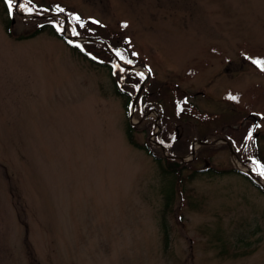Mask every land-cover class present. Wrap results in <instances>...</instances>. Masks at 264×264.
Returning a JSON list of instances; mask_svg holds the SVG:
<instances>
[{"label":"rangeland","instance_id":"374dc122","mask_svg":"<svg viewBox=\"0 0 264 264\" xmlns=\"http://www.w3.org/2000/svg\"><path fill=\"white\" fill-rule=\"evenodd\" d=\"M6 4L0 264H264V192L233 170L264 188V0ZM16 14L74 44L127 45L133 63L118 67L146 76L137 94L132 74L115 75L129 116L106 67ZM81 50L109 64L102 48ZM127 124L183 163L173 185Z\"/></svg>","mask_w":264,"mask_h":264},{"label":"trees","instance_id":"16d2710c","mask_svg":"<svg viewBox=\"0 0 264 264\" xmlns=\"http://www.w3.org/2000/svg\"><path fill=\"white\" fill-rule=\"evenodd\" d=\"M3 1H6V0H0V2H3ZM3 8H4V13H7L8 12L7 10H9V7L7 6V4H6V7H3ZM16 18H18V20L23 22V23L30 24L33 27L36 26L35 34L39 33V32H42V31H45V28H47V30H50L49 33H51L52 36H54V37L58 38L59 40L63 41L65 43V45L67 47H69L71 49V51L74 54H77L80 58L92 63L93 65L106 67L108 69V71H109L110 77L112 78V82H113L114 87H115V94L117 96H122V97H124L126 99L125 100L126 114H127V116H129V111H130L129 107L131 106L129 104L132 102L133 98L130 97V95L128 93L120 91L119 86L117 84L118 80H117L115 75L121 76V74H123L124 78H125L128 75L132 74L134 79L136 80L135 86H137L138 89L142 85V83L145 82V80H146V76L145 75H143L142 73L141 74L135 73L132 70H124V69H121L120 67H118L117 60L114 57H112L110 52L103 45L102 46H100V45L96 46L93 43H89V44L82 43V45L81 44L72 43V41H70L69 39L64 37L63 33H58L55 29H53L51 20H47L45 22H43L44 21L43 20V21H40L39 23L36 24L37 20H39L41 18L38 19L36 17V18L30 19V17L28 18V17L17 16V14H16V17H15V20H16ZM12 21L8 22L7 26H6V31L9 34H10L9 27H10ZM62 23H64V22L62 21ZM79 38H85V37H79ZM89 38H91V37H89ZM95 39H97V38H95ZM98 40H100V39H98ZM101 41H104V40H101ZM105 43H107V45L110 48V50L112 51V53H114L115 56L120 61L133 63V62L130 61V53H129V49H128L127 45H125L124 43H120V45L114 46V45H112L109 42L105 41ZM83 46L88 47V48L89 47H94V48H99L100 47V48H102L103 52L108 56L109 64L108 63H99L94 58L90 57V55H88L83 50H81ZM134 64H136V63H134ZM145 97H146V95H145ZM142 98H144V95L142 96ZM149 124L150 125H148L147 127L149 128V132L152 133V130L154 128L153 126H155V125H154V123H149ZM133 130H134V127L132 125H130V124H127L126 134H127V139H128L129 144L131 146H133L134 148L143 151L146 155L152 157L153 160L156 163H158V165L161 167L162 174H164L165 176H168L170 181H171V184L173 185L174 179L177 178V177H181L180 176L181 175V171L185 170L186 167L183 166V163H181V161H179L177 159H174L175 156H174V153H172V152L171 153L173 154V156L170 154V157L164 158L162 149H158V148L153 147V146H151L149 144H145V145L138 144L134 140V138L132 136ZM159 140H160V138H159ZM174 140H175V136L172 135V138H169L166 141L162 140V143H163L164 146L165 145H169V148H170L172 146V143H173ZM191 145H190V149H191ZM163 149L166 150L165 147H163ZM248 149H250V148L247 147L243 151V154ZM251 156L252 155H249L248 157H251ZM252 157L255 158L254 155ZM233 170H234L235 173H237L239 175H242L246 179L250 180L246 175L242 174L237 169H233ZM201 173H205V172L201 171ZM196 174H197V172H192L191 175L193 176V175H196ZM250 182H252V181L250 180ZM252 184L254 186H256L253 182H252ZM172 188H173V186H172ZM172 196L170 198L166 199V201L167 202L170 201Z\"/></svg>","mask_w":264,"mask_h":264},{"label":"water","instance_id":"95a60500","mask_svg":"<svg viewBox=\"0 0 264 264\" xmlns=\"http://www.w3.org/2000/svg\"><path fill=\"white\" fill-rule=\"evenodd\" d=\"M141 88H143V86L141 87ZM141 91V90H140ZM140 93V92H139ZM135 104V103H134ZM134 104H133V107H132V109L134 108ZM199 144H202V143H199ZM249 175H251L250 173H249ZM257 185H260L259 184V182H257L256 180L254 181ZM261 187V186H260ZM262 189V191L264 192V188H261Z\"/></svg>","mask_w":264,"mask_h":264},{"label":"snow or ice","instance_id":"6c2138e0","mask_svg":"<svg viewBox=\"0 0 264 264\" xmlns=\"http://www.w3.org/2000/svg\"><path fill=\"white\" fill-rule=\"evenodd\" d=\"M9 8L11 10V0H9ZM233 99H234V97H233ZM249 138H251V134H249Z\"/></svg>","mask_w":264,"mask_h":264}]
</instances>
